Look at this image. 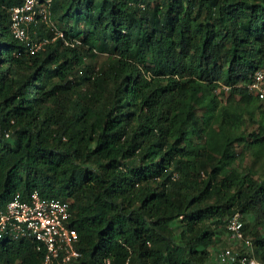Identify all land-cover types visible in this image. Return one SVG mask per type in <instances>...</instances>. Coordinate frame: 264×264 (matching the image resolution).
<instances>
[{
  "label": "trees",
  "instance_id": "obj_1",
  "mask_svg": "<svg viewBox=\"0 0 264 264\" xmlns=\"http://www.w3.org/2000/svg\"><path fill=\"white\" fill-rule=\"evenodd\" d=\"M39 2L52 27L37 15L28 45L11 29L22 0H0V206L69 201L77 264H240L227 241L264 263V107L247 90L264 0ZM42 258L0 239V264Z\"/></svg>",
  "mask_w": 264,
  "mask_h": 264
},
{
  "label": "built area",
  "instance_id": "obj_2",
  "mask_svg": "<svg viewBox=\"0 0 264 264\" xmlns=\"http://www.w3.org/2000/svg\"><path fill=\"white\" fill-rule=\"evenodd\" d=\"M48 7L47 4L41 5L39 0H22L20 5L13 7L11 29L14 38L29 45L28 25L36 20L37 15L42 21L50 23ZM43 43L31 44V51L39 50ZM223 90L228 92L229 88L223 87ZM247 90L264 107V67L253 72ZM70 205L69 201L43 198L38 191L32 192L27 198L17 192L6 205L0 206V239L34 242L37 249L43 252L39 264H77L81 252L78 249V233L68 225L71 218ZM228 228L233 239L251 249V242L243 232L239 214L231 219ZM220 258L231 263L264 264L255 258L252 251L240 255L226 249ZM104 264L112 263L110 259H105Z\"/></svg>",
  "mask_w": 264,
  "mask_h": 264
},
{
  "label": "rangeland",
  "instance_id": "obj_3",
  "mask_svg": "<svg viewBox=\"0 0 264 264\" xmlns=\"http://www.w3.org/2000/svg\"><path fill=\"white\" fill-rule=\"evenodd\" d=\"M30 25H28V29H30V27H29ZM49 26H51L52 27V25H51V23H49ZM39 42H41V41H39V39H35L34 40V44H37V43H39ZM101 62H103V58H101L100 59V62H99V65L100 64H102ZM256 127L253 125V124H248L247 125V128H246V132L247 133H251V132H253L254 131V129H255ZM236 150H237V152H239V153H242L243 155H244V158H245V164H250L251 163V155H249V153H248V150L245 148V147H241V146H239V147H237L236 148ZM262 165V164H261ZM244 246V245H243ZM228 248V249H232L235 253H240V251H242L243 250V247H242V244H238V243H235V244H232L231 242H229V241H227V244H225L224 246H223V248ZM248 252H250L249 250H248ZM220 262L217 260V258H216V254L214 255L213 254V257H212V261H211V264H219Z\"/></svg>",
  "mask_w": 264,
  "mask_h": 264
}]
</instances>
